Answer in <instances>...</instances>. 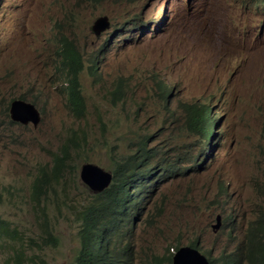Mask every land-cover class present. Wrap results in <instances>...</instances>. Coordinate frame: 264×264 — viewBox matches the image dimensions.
<instances>
[{"label":"rangeland","instance_id":"rangeland-1","mask_svg":"<svg viewBox=\"0 0 264 264\" xmlns=\"http://www.w3.org/2000/svg\"><path fill=\"white\" fill-rule=\"evenodd\" d=\"M258 1L264 0H0V216L24 235L26 264H75L82 245L78 202L97 196L83 184L82 166L92 163L112 173V156L133 153L131 142L146 133L129 136L139 127L135 101L147 103L145 89L152 78L153 92L155 77L169 84L195 78L193 85L221 115V143L190 179L146 183L152 199L128 232L124 228L128 239H114L116 246L133 250L128 264H156V257L169 264L170 246L200 236L202 251L213 260L235 251L233 237L264 212V194H258L264 186V7ZM101 17L111 27L96 36L92 26ZM63 38L86 58L99 53L97 74L82 75L87 113L81 118L67 106L59 71ZM117 82L125 95L116 107L111 90ZM14 100L40 111L38 126L10 123ZM164 118L153 120L150 129L167 128ZM65 146L63 170L74 179H62L74 182V191L64 196L58 187L48 199L60 243L29 248L31 238L42 236L31 189L39 170L52 168ZM221 184L229 193L219 197ZM218 216L222 226L213 230ZM14 246L0 236V264L11 259Z\"/></svg>","mask_w":264,"mask_h":264},{"label":"trees","instance_id":"trees-1","mask_svg":"<svg viewBox=\"0 0 264 264\" xmlns=\"http://www.w3.org/2000/svg\"><path fill=\"white\" fill-rule=\"evenodd\" d=\"M154 21L156 22V18ZM59 55L65 71L62 74L67 79L64 90L68 95L71 113L76 118L84 117L87 112L86 102L79 82L80 74L85 68L84 57L74 43L66 38L62 40ZM151 80L152 78L144 94L147 103L138 104L135 101L134 123L139 124V127L137 130L130 129L129 136H136L142 129H145L146 133L131 142L133 153L130 156H120V160H117V156H112L115 164L112 185L102 194L94 196L93 200H88L86 204L78 202L77 217L80 221L82 245L75 258V264H128L126 255L133 250L125 246L126 250L121 251L114 239L117 238L122 244L124 228L128 232L134 218L142 215L147 202L152 199L151 186L146 183L153 181L157 185L160 182L172 183L190 179L193 175L187 171L193 170L205 160V158L199 159L200 154L194 153L190 148L191 145L203 152L202 142L205 137L211 148L212 140L216 135L212 122V105L192 90L195 79L186 77L170 85L168 80L155 77V88L149 93ZM124 95L122 83L117 82L111 91L113 105L123 106L119 104ZM204 110L208 112L209 117L208 135ZM162 114H165L164 121L167 122V128L159 127L151 130V122ZM112 129L116 134L115 128ZM162 133L164 136L159 139ZM68 157L69 150L65 146L63 154L56 156L54 166L50 169L42 168L36 175L31 198L34 212L40 215L38 217L41 220L42 236L39 237L40 241L31 238L27 244L29 248L42 249L60 243V238L54 234L48 199H51L52 191L57 193L58 187H61L64 196L72 197L70 191H74L72 189L74 182L62 179L67 175L74 179V174L70 170H63V167L68 165ZM259 190L258 194H264V186H260ZM0 236L10 238L15 245L12 250L13 256L6 260L5 264H26L24 235L17 227L12 228L11 223L1 216ZM198 240L197 238L192 241L189 246L197 247ZM242 242L245 249L240 250V254H230L227 258L221 255L217 262L238 264L258 259L259 264H264V212L258 214L255 221L245 230ZM19 243L22 247H19ZM183 245L178 242L175 246L169 247V264L173 255L171 250L176 251ZM164 260L165 257L155 258L156 264H162Z\"/></svg>","mask_w":264,"mask_h":264},{"label":"clouds","instance_id":"clouds-1","mask_svg":"<svg viewBox=\"0 0 264 264\" xmlns=\"http://www.w3.org/2000/svg\"><path fill=\"white\" fill-rule=\"evenodd\" d=\"M258 5H262V7H264V1H258L257 3H256V6H258ZM164 15V10L162 11V16ZM101 18H107L108 19V17H101ZM101 18H99V19H101ZM155 18H156V22L154 21V23H157V17L155 16ZM154 18V19H155ZM98 19V20H99ZM97 20V21H98ZM96 21V22H97ZM96 22L94 23V25L92 26V31L95 33V35L96 36H99V35H101L102 33H104V32H106L108 29H110V27H111V23H110V21H109V19H108V22H109V28H107L106 30H104L103 32H101L100 34H97L96 32H95V30H94V26H95V24H96ZM133 26H132V28H134L135 26H134V24H132ZM157 26V25H156ZM156 26H154V28L156 29ZM66 39H68V38H66ZM63 40V39H62ZM62 40H61V43H62ZM68 40H70V39H68ZM70 41H72V40H70ZM73 43H74V45L77 47V49L80 51V53L82 54V56L84 57V61H85V68H84V70H83V72L80 74V78H79V82H80V85H81V79H82V75L84 74V72H86L87 70L89 71V72H91L94 76L97 74V71H98V69H99V53H97V55L95 56V58H93V56L92 55H89V57L88 58H86V56L83 54V52L78 48V46L75 44V42L74 41H72ZM61 43H60V47H61ZM60 47H59V50H58V57H59V71H61V73L62 72H65L64 71V69H63V67H62V63H61V57H60V55H59V53H60ZM90 60L92 61V62H90ZM88 63H89V65H88ZM92 65H94L93 66V69L92 70H90V67L92 66ZM62 77L64 78V76H63V74H62ZM186 78V77H185ZM193 79H195V78H193ZM181 80V79H180ZM180 80H177V81H180ZM67 79L66 78H64V83H63V86H64V89H65V87L67 86ZM116 85V83L114 84V86ZM170 85H172V84H170ZM114 86H113V88H114ZM193 87H194V89H193ZM192 88V90L196 93V94H198V95H201L206 101H207V103H209L210 101H208L207 100V98L205 97V92H203V91H200V90H198L194 85L191 87ZM82 89V88H81ZM113 90V89H112ZM111 90V91H112ZM65 94H66V99H67V106L69 107V102H68V95H67V92L65 91ZM85 99V98H84ZM14 101H17V100H14ZM21 101H23V100H21ZM86 102V101H85ZM27 104H30V105H33V104H31V103H27ZM210 104L212 105V103L210 102ZM34 106V105H33ZM35 107V106H34ZM36 108V107H35ZM213 106H212V122H213V127H214V129H215V133H216V135H214V137L216 138L217 137V139H214L213 138V140H212V145H211V148L209 147L210 146V143H209V141H207L206 139H205V137H204V140H203V142H202V145H203V152H200L199 151V149H197V148H195V146L194 145H191V149L193 150V152L194 153H196V154H200L199 155V159L200 160H202L203 158H205V160L199 165V166H197V167H194V169L193 170H188L187 172H190L192 175H194L196 172H198L199 170H204L205 169V167H206V160H210V159H212L213 157H214V155H213V151H212V147L214 148V147H218V146H220V143H221V140H220V133L219 132H217L218 131V129L216 128V126L220 123V120H221V115L220 114H217V116H216V114L214 113V111H213ZM37 109V108H36ZM38 110V109H37ZM69 110H70V107H69ZM86 110H87V106H86ZM39 111V110H38ZM70 112H71V110H70ZM39 113H40V111H39ZM87 113V112H86ZM86 115V114H85ZM204 116H205V118H206V134L208 135V133H209V117H208V112H206V110H204ZM9 117H10V123L11 124H19V125H22V126H27V125H24V124H22V123H19V122H15V121H13L12 119H11V114H10V112H9ZM40 120H41V114H40ZM31 124V123H30ZM29 125V124H28ZM33 125V124H32ZM39 125V124H38ZM37 125V126H38ZM206 136V135H205ZM219 137V138H218ZM219 141H220V143H219ZM205 143H206V148H205ZM217 144V145H216ZM86 164H92V163H86ZM85 165V164H84ZM93 165H95V164H93ZM97 166V165H96ZM100 168V167H99ZM102 169V168H101ZM112 175H113V172H112ZM113 180H114V175H113V179H112V182H111V184H110V186L112 185V183H113ZM84 184V183H83ZM85 186H87L86 184H84ZM109 186V187H110ZM108 187V188H109ZM87 188L93 193V194H95V195H100V194H102V193H94L88 186H87ZM108 188H106L105 190H104V192L108 189ZM229 193V190H228V188H224L223 187V184H221L220 186H219V197H222L223 195L225 196L226 194H228ZM231 219H232V216L231 215H228V218H227V222H231ZM216 221H217V224L216 225H213V230H217V229H219L221 226H222V218H221V216H218L217 217V219H216ZM244 235H245V230L242 232V231H240L236 236H234L233 237V241H236V248H235V251L232 253V255L234 254H240V250H241V244L243 243L242 242V240L244 239ZM128 238L126 237V235L124 234V237H123V239L122 240H127ZM197 239V238H196ZM196 239H194V240H196ZM198 242H197V247H191V246H189L190 245V243L192 242V241H194V240H192V241H189V242H186V243H188V245H183V246H181V247H190V248H192V249H195V250H197L199 253H201L202 255H205L206 257H207V259H208V261H209V263L210 264H214V261H216L217 262V260H213V259H211L208 255L210 254H208V253H206V252H204V251H202V249H201V247H200V245L202 244V237L200 236V237H198ZM180 247V248H181ZM199 247V248H198ZM179 248V249H180ZM179 249H177L176 251H174L173 249L171 250V252L173 253V255L171 256V263L173 264V257L175 256V254L177 253V251L179 250ZM246 253H248V252H246ZM246 253L244 254V256L246 255ZM228 255H230V254H228ZM227 255V256H228ZM221 256V255H220ZM224 256V255H223ZM227 256H225V258H227ZM240 257V256H239ZM219 258V257H218ZM217 258V259H218ZM259 262L260 261H258V259H252V260H249V261H246V262H239L238 264H259ZM218 263V262H217ZM219 264V263H218Z\"/></svg>","mask_w":264,"mask_h":264},{"label":"water","instance_id":"water-1","mask_svg":"<svg viewBox=\"0 0 264 264\" xmlns=\"http://www.w3.org/2000/svg\"><path fill=\"white\" fill-rule=\"evenodd\" d=\"M109 28L107 18L99 19L94 30L100 34ZM11 119L15 122L24 125L33 124L35 127L40 123L39 111L30 104L24 101H14L10 108ZM81 180L86 184L94 193H102L108 188L112 182V173L106 172L93 164H85L82 166ZM173 264H210L207 257L202 255L197 250L190 247H181L173 257Z\"/></svg>","mask_w":264,"mask_h":264}]
</instances>
